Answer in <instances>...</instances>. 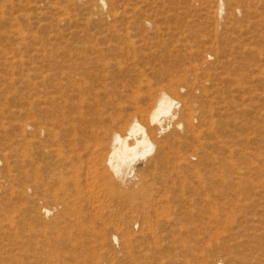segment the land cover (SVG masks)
<instances>
[{
    "label": "rangeland",
    "instance_id": "rangeland-1",
    "mask_svg": "<svg viewBox=\"0 0 264 264\" xmlns=\"http://www.w3.org/2000/svg\"><path fill=\"white\" fill-rule=\"evenodd\" d=\"M100 1L0 0V264H264V0H223V12L218 0H103L99 8ZM86 60L111 67L105 84L128 103V115L144 118L160 89L174 96L176 111L189 100L182 122L193 134L176 128L171 137L179 119L161 116L164 161L151 167L153 153L138 159L135 178L112 187L129 200L109 223L67 228V216L55 227L59 199H36L30 212L49 226L29 232L18 223L26 204L1 191L14 180L20 83L56 95L65 66ZM120 229L130 232L126 244Z\"/></svg>",
    "mask_w": 264,
    "mask_h": 264
},
{
    "label": "bare ground",
    "instance_id": "bare-ground-1",
    "mask_svg": "<svg viewBox=\"0 0 264 264\" xmlns=\"http://www.w3.org/2000/svg\"><path fill=\"white\" fill-rule=\"evenodd\" d=\"M98 5L100 8L101 5H105V2L101 0ZM223 6L224 1L218 0L217 10L221 12ZM81 52L83 53V51ZM77 56L79 57V55ZM51 57H53V55ZM87 61L89 60H86V62ZM94 62L95 61L90 60L88 65L83 64L75 66L67 64L65 67L68 69V72H64L59 76L62 82H54L58 83L55 86L53 85L57 93H55L56 95H54V93L52 94L48 89H39L40 85L36 82L30 83L32 88L27 91L25 90L26 88L24 89V87H22L23 83H20L21 86L17 94L19 109L17 112V122L14 127L16 133V146L14 149L16 152L13 184L16 182V187L13 188V184L9 188L1 186V191L8 192L11 190V194L14 193L17 198L26 204L21 208V214L23 213L24 215V213H26L27 215L29 212V217L32 220L31 223L34 222V226H30L31 223L27 222L26 217L23 215L21 218L19 217L20 220L18 219V223L22 226L25 225L26 229H29V232L35 233L37 228L34 229V227H38L43 231L49 226V223L47 224L48 226L42 223L37 210L36 213L33 211L34 214L30 212L37 204L36 199L43 202L49 199L52 201L59 199L60 203H57V206L61 204L59 206H63V209L59 212V217L53 220L52 226L58 223L57 219L60 217L65 219L67 216L68 218L66 219L69 220L67 222H65L66 220L64 221L67 228H72L77 225L83 226L87 219L106 220L104 223H109V217L116 211V208L129 200L128 195L123 197V191L120 188L116 191L117 194H112V187L117 184L124 187L127 179L135 178L134 164L138 159L146 158L153 153L148 161L151 167L158 166L164 161V149L166 148L167 150V147H165L162 142L167 141L159 139V135L165 130V128L161 126V116L169 115L171 120L179 119L174 122V129L169 134L171 137L174 138L176 128H183L185 132L193 134V130L189 124L183 127L182 122L185 117H189L192 113V103L189 100H185L182 104L183 108L180 111H176L174 110V105L176 103L174 96L170 94L171 92L168 93L165 89H160L153 99L151 106H149V111L147 113L145 112L146 115L144 118H139L137 115L138 112L128 115L126 113L130 111L127 107L128 103L124 104L121 100V95L111 92L107 87L108 85L105 84V75L109 74L108 68L110 66L102 62H100V64ZM35 75L34 77L36 79L37 73H35ZM91 77H93V79L95 77L98 78L102 83L98 84L96 81V84L99 86H95L91 83L83 85L82 82V85L80 84L82 79ZM55 78H53V81ZM59 78H57V80ZM27 81H29V79ZM25 96L28 100L26 104L28 105L27 111L24 110L22 103ZM42 103L44 105L47 104V107L42 106ZM36 111H39L37 118L34 117ZM156 125H160V127H156ZM181 143L184 144L186 142L181 141ZM81 148L83 152H79ZM47 158L49 162L46 160ZM42 161L45 163L43 164ZM85 164L86 166L84 167ZM95 186L98 187L99 190ZM101 187L102 189H100ZM60 193L66 195L65 199L62 201L60 200ZM136 200H139V198ZM7 206L9 207L10 204L2 208L6 207L9 210L10 208ZM35 207H37V205ZM41 211L45 214H49L51 208L42 206ZM8 212L11 211L9 210ZM2 213L1 216L4 215L5 212ZM13 213L14 212L10 214ZM6 215V218H9L8 221H10V223L11 221L13 222V219H11L7 213ZM55 215L56 217L58 216L57 214ZM11 226L15 227L16 225L12 224ZM5 227L7 228L9 226ZM85 227L87 226L85 225ZM2 229L5 230L4 228ZM11 229H13V227ZM26 229H23V231L25 232ZM6 230L10 229L8 228ZM77 231H79L78 227ZM47 232H49V230ZM58 232L60 231H56V233ZM4 234H2V236ZM10 234L11 233H9V236ZM13 234L15 235L14 232ZM46 235L44 238H46ZM81 235L78 236L82 237ZM120 235L124 244L130 241L131 235L129 231L120 229ZM25 236H27V234H25ZM15 238H18V235L14 237V239ZM28 238L30 237L28 236ZM115 238H117V236ZM76 239L78 240V237ZM9 241L11 242L10 239ZM68 242H70V240ZM22 248L21 246L20 249L22 250ZM16 256V261H21V259H18L19 255ZM32 257L31 259H33ZM43 258L44 257H42V259ZM91 264L93 263L91 262Z\"/></svg>",
    "mask_w": 264,
    "mask_h": 264
}]
</instances>
